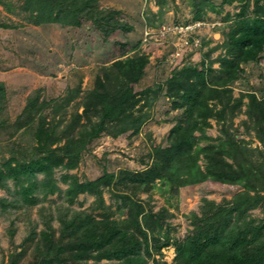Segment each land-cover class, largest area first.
<instances>
[{
    "label": "trees",
    "instance_id": "1",
    "mask_svg": "<svg viewBox=\"0 0 264 264\" xmlns=\"http://www.w3.org/2000/svg\"><path fill=\"white\" fill-rule=\"evenodd\" d=\"M226 1L231 3L234 0ZM241 1V9L237 13L239 18L230 31V40L225 44L226 52L234 56L221 57L226 76L211 80L207 71L208 68L212 70V66L203 63L204 67L198 69L195 64H186L181 69L172 70L166 80V87L157 83L156 87L137 91L134 84L142 80L149 63L146 55L136 53L105 66L103 73L96 77V87L83 98L82 113L76 114L65 130L62 129L70 133L80 125L78 139L69 136L62 147H51V142L59 140L56 135L58 126L46 128L45 120L42 119L41 125L33 132L36 146L30 151H23L20 158L13 153L12 157L0 163V185L8 186L7 179L11 178L15 187L11 192L15 196L13 199L0 197V216L12 207L38 204L37 192L43 195L44 200L50 195L64 194L70 204L81 193L89 192L99 196L101 204L98 206L102 208V190L105 186L124 185L136 193L140 189L157 187V178L169 186L195 185L211 179L223 184L239 185L243 190L222 204L204 199L206 208L203 214L200 217L193 214L198 219L193 234L176 243L174 264H264V217L258 219L249 212L258 204L264 210V151H258L257 159L261 158L260 161L251 162L257 149L244 146V140L238 142L226 126L222 130L224 135L218 137V143L198 144L200 140L214 139L207 134V128L212 125L210 119L221 121L227 117L233 118L237 110H242L244 97L249 99L246 111L253 121L255 135L264 143V87L261 99L255 92L242 93L234 98L230 87L243 75L245 70L242 65L260 60L264 52V0H254L250 14L247 13L250 0ZM0 3L5 1L0 0ZM165 3L159 1L160 15ZM7 4L11 9L13 5L10 2ZM195 4L197 10L194 20L203 17L204 6L215 8L212 0H200ZM23 6L29 11L28 19L36 25L59 23L82 27L87 21L100 28L103 25L111 26L105 30L107 36L112 29L121 26L130 28L117 18L119 11L107 12L100 7L99 0H26ZM157 22L149 20L153 25H158ZM164 89L166 97L173 100L172 107H185V110L182 119L171 129L167 137L168 144H159L149 153V157L154 160L150 168L145 172H123L118 177L107 172L94 180L85 181L68 173L63 176L68 186L62 189L54 178L56 168H76L86 144L103 133L112 137L130 130L131 135L140 133L141 126L150 117L148 109ZM62 98L53 99L57 111L64 107L60 101ZM212 100H217L222 106H212ZM43 108L44 105L37 100H29L25 115L20 116L14 124L12 134L32 123L36 114H42ZM82 119L84 122H81ZM196 131L200 134L196 135ZM76 141L81 142L79 147ZM201 158L206 159L204 168L199 163ZM38 174H42V177L38 178ZM126 204L130 206L126 224L122 220H111L109 216H106V220H100L85 211H63L60 207L59 213L55 215V209L54 212H45V207L42 208L43 228L36 233L37 226L31 222L34 227L30 233L32 237L35 235L38 238L35 248L37 255L42 257L37 264H146L145 256L154 250L147 230L155 234L156 230L161 229L159 218L164 214L153 215V212H148L140 222L139 216L144 213L145 207L130 198H126ZM56 218L60 221L59 229L53 224ZM128 225L137 226L135 232L141 234L143 239L131 231ZM14 233L15 229H10V234ZM153 240L156 252L169 243H159L154 237ZM17 258V254H11L10 264H16ZM104 258L109 262H103Z\"/></svg>",
    "mask_w": 264,
    "mask_h": 264
},
{
    "label": "rangeland",
    "instance_id": "2",
    "mask_svg": "<svg viewBox=\"0 0 264 264\" xmlns=\"http://www.w3.org/2000/svg\"><path fill=\"white\" fill-rule=\"evenodd\" d=\"M4 1L5 3H0V163L12 157L13 153L20 158L23 151H30L36 146L33 132L41 125L42 119L45 120L46 128L58 126L56 135L59 140L51 142V147H62L69 136L78 139L80 125L70 133L63 132L62 129L65 130L76 114L82 113L83 98L96 87V77L103 73V68L112 65L119 58L124 59L136 53L148 57L149 63L144 77L138 84H134L137 91L156 87L157 83L165 85L172 70L181 69L186 64H195L198 69L204 67L203 63L212 66V70L208 68L207 71L211 80L226 76L221 66V57L234 56L226 52L225 44L231 38L230 31L236 25L239 18L237 13L242 5L241 0L231 3L226 0H212L215 8L204 6L203 17L194 20L197 10L195 3L200 0H99L100 7L107 12L119 11L117 18L130 26L112 29L107 36L105 30L111 26L103 25L100 28L87 21L82 27L59 23L36 25L28 19L29 11L23 6L26 0ZM159 1H166L161 15ZM7 2L13 5L11 9ZM253 8L254 0H250L247 13L250 14ZM149 20H154L155 23L158 21V25L150 24ZM196 22L201 24L196 29V37L201 38V45L182 47L177 50L180 54H175L174 46V50H171L169 43L175 37L171 35L175 25ZM164 26L169 32L164 38L168 37L169 41L163 45L156 42L145 46L141 40L145 29L161 35L160 29L164 31ZM172 51L175 56L171 54ZM242 66L245 70L243 75L230 84L233 97L255 92L261 99L264 87V52L260 60ZM165 91L166 89L160 93L148 109L150 117L141 126L140 133L131 135L130 130L118 137L103 133L86 144L76 168H56L54 178L62 189L65 190L68 186L63 181V176L68 173L85 181L94 180L107 172L118 177L123 172H145L150 168L153 159L149 157V153L159 144H168L167 137L173 126L182 119L185 110V107L173 108V100L166 97ZM61 97L64 107L57 111L54 109L57 104L53 99ZM32 99L44 105L42 114H36L32 123L22 126L12 134L14 124L20 116L25 115L28 102ZM248 100V97L243 98L242 110H237L233 118L227 117L221 121L211 118L212 125L207 128V134L214 139L200 140L198 144L218 143V137L224 135L222 130L226 126L238 142L244 140V146L257 149L251 162L260 161L261 158L257 159L258 151H264V143L259 141L252 128L253 121L246 111ZM216 101L212 100L211 105L220 108L221 103ZM195 134L199 135L200 132L196 131ZM53 138L54 135L50 141ZM75 144L79 147L81 142L76 141ZM228 160L232 161L230 158ZM205 162V158L199 160L202 168L205 167ZM41 177L42 174H38V178ZM155 183L157 187L150 190L140 189L136 193L124 185L105 186L102 190V208L98 206L101 204L99 196L89 192L81 193L72 204L66 201L64 194L50 195L44 200L43 195L37 192L35 195L39 196L38 204H22L19 208L12 207L1 214L0 264H10L11 254L18 255L16 264H37L40 261L42 256L37 255L35 248L38 238L35 235L32 237L30 233L34 227L31 222L37 226L36 233L43 228L42 208L45 207V212H54L55 209V215L59 213L60 207L63 211H85L100 220H106V216H109L111 220H122L126 224L130 215L126 198L145 207L144 213L139 216L140 222L148 212H153V215L161 212L164 214L159 218L162 223L160 231L156 230L154 234L147 230L154 250L145 256V263L174 264L176 243L193 234L198 222L193 214L199 217L203 214V209L206 208L204 199L222 204L232 199L239 190H243L239 185L223 184L211 179L185 186L162 184L160 178ZM7 185H0V197L13 199L15 196L11 192L15 189L14 181L8 178ZM160 186L162 187L159 188ZM249 212L258 219L264 217L261 204L252 207ZM53 224L59 229V219L56 218ZM128 228L135 232L137 226L128 225ZM10 229H15L14 235L10 234ZM136 234L143 239L141 234ZM153 237L159 243H169L162 246L160 252H156ZM102 261L109 262L107 258Z\"/></svg>",
    "mask_w": 264,
    "mask_h": 264
},
{
    "label": "built area",
    "instance_id": "3",
    "mask_svg": "<svg viewBox=\"0 0 264 264\" xmlns=\"http://www.w3.org/2000/svg\"><path fill=\"white\" fill-rule=\"evenodd\" d=\"M200 23H193V24H184V25H180V24H176L174 27V33L171 34L172 37L173 35L175 36L174 39L170 38L171 40L169 41L167 38H164V36H166L167 33H169L167 31V28L164 26L163 29H165L164 31L162 29H160V33L161 35H156L155 33H153V31H151V29H145L144 34H143V43L146 45H149L151 43H156L159 42V44L163 45L165 42L169 41L170 45H171V50L174 49L176 50L177 55L180 54V51H177L178 49H181L182 47H189L190 45L198 47L201 45V38L196 37V29L198 26H200ZM167 39V40H166ZM173 49V50H174ZM171 54H173V56H175L174 52L172 51Z\"/></svg>",
    "mask_w": 264,
    "mask_h": 264
},
{
    "label": "clouds",
    "instance_id": "4",
    "mask_svg": "<svg viewBox=\"0 0 264 264\" xmlns=\"http://www.w3.org/2000/svg\"><path fill=\"white\" fill-rule=\"evenodd\" d=\"M143 34H144V33H143ZM142 39H143V36H142ZM142 39H141V40H142Z\"/></svg>",
    "mask_w": 264,
    "mask_h": 264
}]
</instances>
